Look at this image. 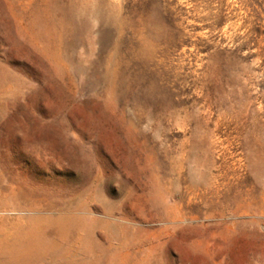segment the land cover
Masks as SVG:
<instances>
[{"label": "rangeland", "instance_id": "1", "mask_svg": "<svg viewBox=\"0 0 264 264\" xmlns=\"http://www.w3.org/2000/svg\"><path fill=\"white\" fill-rule=\"evenodd\" d=\"M0 246L264 264V0H0Z\"/></svg>", "mask_w": 264, "mask_h": 264}, {"label": "bare ground", "instance_id": "2", "mask_svg": "<svg viewBox=\"0 0 264 264\" xmlns=\"http://www.w3.org/2000/svg\"><path fill=\"white\" fill-rule=\"evenodd\" d=\"M63 221H64V219H63ZM63 221H61V222H63ZM55 222V221H54ZM62 223H60V225H61ZM66 224V223H65ZM72 224V223H71ZM50 225V224H49ZM53 225H55V224H53ZM53 225H51V226H53ZM64 225V224H63ZM58 226V225H57ZM59 227V226H58ZM52 228V227H51ZM60 228H62V227H60ZM62 230V229H61ZM61 230H58V231H61ZM65 231V230H64ZM38 232H40V231H38ZM64 234V233H63ZM38 236V235H37ZM37 238V237H36ZM18 240V239H17ZM34 241H35V239H33ZM39 240V239H38ZM5 241H7V239L5 240ZM5 241H3V242H5ZM34 241H30V242H25V241H21L20 243H18V241H16L17 243H15V244H17V247H13V253L15 254V255H17V256H19V257H21V260H24V259H26V257L28 256V253H30L33 249H37L38 247V244H42V241L41 240H39V241H41V242H38L37 244L34 242ZM64 241V240H63ZM12 242H14V241H12ZM7 244V243H6ZM5 244V245H6ZM5 245H4V247H5ZM11 245V244H10ZM3 246V245H2ZM7 246V245H6ZM1 247V246H0ZM3 247V248H4ZM10 247V246H9ZM47 248V247H46ZM6 249V248H5ZM0 250H1V248H0ZM11 250V249H10ZM9 250V251H10ZM12 251V250H11ZM33 252V251H32ZM12 253V252H11ZM2 255V254H1ZM37 255H38V252H37ZM39 255H40V253H39ZM10 256V255H9ZM12 256V255H11ZM8 257V256H7ZM35 257V256H34ZM21 264V263H20ZM23 264V263H22Z\"/></svg>", "mask_w": 264, "mask_h": 264}]
</instances>
